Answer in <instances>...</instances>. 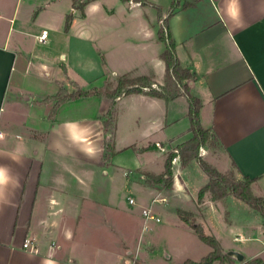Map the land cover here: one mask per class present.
I'll list each match as a JSON object with an SVG mask.
<instances>
[{
    "label": "crops",
    "instance_id": "1",
    "mask_svg": "<svg viewBox=\"0 0 264 264\" xmlns=\"http://www.w3.org/2000/svg\"><path fill=\"white\" fill-rule=\"evenodd\" d=\"M137 1L142 4L0 0V128L7 132L0 138V264H135L131 252L144 264L142 247L151 246L143 240L144 219L129 202L131 195L123 203L111 187H124L132 178L139 185L136 175L142 172L149 183L142 181L148 185L140 190L151 198L146 204L156 206L152 175L164 171L168 150H178L194 134L189 94L201 99L200 122L217 136L211 163L237 178H254L253 192L264 196V0ZM165 20L177 58L192 73L178 81L188 91L166 84L161 53L167 42L160 37ZM44 29L48 35L41 41ZM40 42H47L46 51L36 49ZM127 73L144 77L129 85L142 90L74 99L60 93L63 87L103 89L110 75ZM156 90L164 95L151 93ZM123 110L147 117L140 141H125L123 132L118 137ZM152 154L159 165L152 164ZM190 167L199 164L182 163L181 171ZM186 171L183 179L195 198L209 175ZM173 184L178 196H165V202H186ZM239 199L233 193L215 199L208 190L198 203L202 209H175L200 216L203 228L209 216L217 218L234 240L264 237V216ZM227 203H242L250 218L242 220ZM27 237L37 242V251L23 247ZM216 238L226 256L211 264L264 259V246L247 255ZM232 249L244 258L229 254Z\"/></svg>",
    "mask_w": 264,
    "mask_h": 264
},
{
    "label": "rangeland",
    "instance_id": "2",
    "mask_svg": "<svg viewBox=\"0 0 264 264\" xmlns=\"http://www.w3.org/2000/svg\"><path fill=\"white\" fill-rule=\"evenodd\" d=\"M161 29H163L165 32V36H166L165 41L167 42V45L170 44L171 36L169 35L170 30L169 27L167 26L166 20L161 23ZM128 30L130 31L128 35V40H131V25L129 26ZM47 42L48 43L50 42L49 39ZM47 42L38 43V45H36V49L42 52L46 51ZM126 78H131V73H127L125 75L120 74L118 76L110 75L108 81L106 82V85L103 86L104 92L108 94H114V93L121 94L123 91L128 89L130 85V83L126 81ZM166 80H167L166 84L171 85L173 87V90H175V88L176 89L178 88L179 91L185 90L184 87H181L178 83L173 82L171 78H169L168 74H166ZM141 109L143 110L142 106ZM123 111L124 112L120 113L118 119V137L120 138L121 132H123L124 134L128 135V137L122 136V138H127L125 139V141H131V136L134 137L132 138L133 141H140L139 139H141V134L147 126V117L145 116V114L134 113L129 115L126 114V110ZM129 128L131 129L130 135L127 134ZM180 145H178L177 147H180ZM217 147H218L217 141L214 139L213 135H211L208 138V140H206V142H204L199 146L198 157H201L211 163L210 156L214 151L217 150ZM132 149L134 150V148H131V150ZM171 150H168V152H166L167 156L170 152H172ZM130 152H131V164H132L133 153L132 151ZM124 155L129 156V153H124ZM178 157L179 159L175 163H174V157L172 159L173 182L177 181L179 190L180 191L183 190L182 192L184 193L183 195H185L186 202H181V201L177 202V200H169L164 203L160 201H154L156 206L153 207V211L156 212V214L161 217V220L160 221L149 220L147 221L149 225V229L145 230L143 228L144 230L143 240L144 242H149L151 244L149 248L142 247L141 256L143 257L142 261L144 262V264H176L184 261L187 258L200 259L203 255L207 254L212 249V246L207 242L203 241L199 237L198 233L195 230H193V227L189 223H187L186 221L180 218V216L178 215L175 209L177 205L187 208H189L191 204L198 205V203H201L203 199V196L200 197L199 194L197 195V197L195 198L192 197L193 199L191 198V187H190L191 183L187 185L186 181H184L183 179L186 178L187 180L188 174L186 170L188 169L189 171H191L192 176H194L197 174V172L200 169L201 171L199 172L202 173V178L204 177L203 179H205V176H208V174L205 171H203V169L200 167L198 158H193L192 160H190L188 162V166L191 165V162L196 161L197 164H199V168L197 167V169H195V167H190L187 169L184 168V171L183 170L181 171L182 159L179 154ZM150 160H152V164H156V166L159 165L160 159L156 160L155 157L153 158V154L150 155ZM148 178L149 175L145 176L142 172H138L136 175V180L139 181L140 183L139 185H137L132 178L131 184L127 183V185L123 187L122 184L120 183L118 185L114 184L113 187H111L112 188L111 190L112 191L114 190V192L117 194L119 201L123 203H125L124 201L125 199H127V196L129 195L137 199L139 203L136 205V210H139L142 219H145V216L142 213L141 204L145 203V205H148L149 203L146 204V202L148 201L147 199H151V198H147V196L144 195V192L141 191L140 188L147 187L148 184L144 185L142 181L149 183L147 181ZM156 186L157 189H155L154 192L152 193L153 195H155L152 200H154V198L162 197V196H168V197L178 196V195L175 196L176 191L175 189H173L174 184L169 186L164 182H160V183L157 182ZM240 201L243 202L244 204V201L242 200ZM239 204L241 206L234 203L231 204L227 203V207L228 209L229 208L231 210L233 209L235 213L240 214L241 216L238 214L237 215L238 217H241L242 220L246 218H250L246 210L242 207L244 205H242V203ZM201 206L203 205L200 204L197 207L202 209ZM225 215L228 217V211L225 212ZM198 217H194L193 213H191L192 221L197 222ZM220 218L221 216L219 217V219ZM222 218L225 219L224 217ZM216 219L217 218H214L212 216L208 217L209 226L204 227L205 232L212 236L218 237L219 239L221 238L223 244L226 247L241 246V248L243 249L242 251L245 254L250 255L251 253H254L255 251L261 249L264 246V237L256 238V239L252 238L246 241L234 240L232 238L233 235L232 232H230V230L227 231L226 229H223V227L220 224V221H217ZM141 228L142 227L140 221H136L135 230L139 231L141 230ZM131 260L135 264H142L141 259L136 256V253L131 252ZM215 264H219V263H215Z\"/></svg>",
    "mask_w": 264,
    "mask_h": 264
},
{
    "label": "trees",
    "instance_id": "3",
    "mask_svg": "<svg viewBox=\"0 0 264 264\" xmlns=\"http://www.w3.org/2000/svg\"><path fill=\"white\" fill-rule=\"evenodd\" d=\"M84 3V2H83ZM81 3V5L83 4ZM72 15H67L66 18V29H69L72 21ZM169 35L171 36L170 32ZM160 37L163 40H166L165 32L163 29H160ZM162 58L166 62V69L169 78L175 83L181 82L185 78H191L192 73L188 68H184L179 59L177 58L174 52V45L172 40L170 44L164 49L161 53ZM144 79V77H131L126 78L131 84L136 83V80ZM168 86H171L168 84ZM185 91H188V84H183ZM140 86H130L125 92H132L142 90ZM151 89V87H150ZM178 89V88H177ZM168 91L171 95H173L172 89L169 88ZM175 91V90H174ZM179 91V90H178ZM100 93L104 92L102 88H95L91 91H85L82 89H78L73 92H69L66 88H61L60 93L63 94L64 97L69 99H74L82 95H89L92 93ZM151 93L155 95H164V92L161 90L152 91ZM189 94V92H187ZM116 94V93H114ZM190 99V110L189 114L192 120L191 129L193 130V136L183 142L180 147H178L179 151H172L168 154L165 161V169L160 174H153V178L157 180V182H164L167 185L171 186L173 184V168H172V159L176 155H180L183 164H187L193 158H198V161L203 168V170L209 175V181L200 189L199 195L203 196L205 191H211L213 197L222 198L228 195L229 193H233L238 198L247 202L250 206L257 209L264 216V196L257 195L253 192L251 183L254 178L250 176H245L244 178H237L233 170L228 172H223L219 170L216 166H214L209 161L198 157V148L201 144L206 142L208 138L213 135L214 139H217V136L211 133L209 128L204 127L199 119V112L202 106L201 99L197 96L189 94ZM109 114H111V110H109ZM109 124L108 119L105 121V129H107ZM180 217L189 223L194 230L198 233L199 237L210 244L213 249L209 251L207 254L203 255L200 259L187 258L182 262L177 264H211L215 260H224L226 254L223 252V248L219 242V240L210 234H207L200 223L192 221L191 213L185 209L180 208L178 210ZM243 264H264V259L262 257H254L246 260Z\"/></svg>",
    "mask_w": 264,
    "mask_h": 264
},
{
    "label": "built area",
    "instance_id": "4",
    "mask_svg": "<svg viewBox=\"0 0 264 264\" xmlns=\"http://www.w3.org/2000/svg\"><path fill=\"white\" fill-rule=\"evenodd\" d=\"M131 4H137V5H141L142 2L141 1H137V0H130ZM47 35H48V30L44 29L41 34L39 35V39L41 41H46L47 39ZM144 88H150L149 86H144ZM6 131L0 128V138H3L6 135ZM177 151V150H176ZM177 156V155H176ZM174 156V163L177 162V157ZM167 200V198L165 196L162 197H157L154 198V201H161V202H165ZM129 202L132 204H138L137 200L135 197H130L129 198ZM142 208V213L145 216L144 219V223H143V228L149 229V225L148 222L149 220H156V221H160L161 217L159 215L156 214V212L153 211V208L151 205H141ZM54 244V243H53ZM23 247L27 248L29 250H34L37 251L38 250V245L37 242L35 240H33L32 238H25L24 242H23Z\"/></svg>",
    "mask_w": 264,
    "mask_h": 264
},
{
    "label": "water",
    "instance_id": "5",
    "mask_svg": "<svg viewBox=\"0 0 264 264\" xmlns=\"http://www.w3.org/2000/svg\"><path fill=\"white\" fill-rule=\"evenodd\" d=\"M228 252L229 254L236 256L240 260L244 258V254L239 250L232 249V250H229Z\"/></svg>",
    "mask_w": 264,
    "mask_h": 264
}]
</instances>
